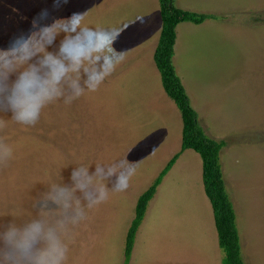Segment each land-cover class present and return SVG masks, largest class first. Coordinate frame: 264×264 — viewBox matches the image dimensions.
<instances>
[{"label":"rangeland","instance_id":"374dc122","mask_svg":"<svg viewBox=\"0 0 264 264\" xmlns=\"http://www.w3.org/2000/svg\"><path fill=\"white\" fill-rule=\"evenodd\" d=\"M177 1L188 11L216 16L177 26L172 63L202 129L225 143L220 162L244 264H264V0H174L176 6ZM62 7L95 24L116 25L110 49L121 59L96 91L48 105L35 125H16L0 112L7 122L0 127V144L12 150L0 159V226L35 215L49 181H66L76 165L123 162L137 169L128 187L110 191L65 226V264H123L137 199L181 145L180 112L153 61L159 3L68 0ZM54 10L53 0H0V46L11 47L21 33H31L38 14ZM223 259L203 190L202 161L188 149L149 202L128 264Z\"/></svg>","mask_w":264,"mask_h":264},{"label":"clouds","instance_id":"9594fccd","mask_svg":"<svg viewBox=\"0 0 264 264\" xmlns=\"http://www.w3.org/2000/svg\"><path fill=\"white\" fill-rule=\"evenodd\" d=\"M67 2L53 0L55 10L38 14L31 33H21L11 47L0 46V112L16 125H35L48 105L96 91L121 59L110 49L117 26L65 13ZM6 124L0 120V127ZM11 154L0 144V159ZM136 171L123 162L81 163L66 181L50 180L35 215L0 226V264H65L66 224L83 218L85 209L107 199L110 191L125 190Z\"/></svg>","mask_w":264,"mask_h":264},{"label":"trees","instance_id":"16d2710c","mask_svg":"<svg viewBox=\"0 0 264 264\" xmlns=\"http://www.w3.org/2000/svg\"><path fill=\"white\" fill-rule=\"evenodd\" d=\"M158 3L161 31L153 61L160 74L164 92L180 112L181 145L179 152L170 159L155 181L137 199L134 218L125 237L123 264L129 263L137 231L144 219L149 202L156 194L157 187L178 157L188 149L196 152L202 161V185L212 209L218 246L224 253L222 264H244L235 209L226 188L220 162V153L225 143L211 139L202 129L198 115L192 108L172 63L177 26L183 22L199 25L206 20L216 19V16L180 9L175 5L174 0H158Z\"/></svg>","mask_w":264,"mask_h":264},{"label":"crops","instance_id":"0c3cea01","mask_svg":"<svg viewBox=\"0 0 264 264\" xmlns=\"http://www.w3.org/2000/svg\"><path fill=\"white\" fill-rule=\"evenodd\" d=\"M178 2V1H177ZM180 5L179 6H177V7H179V8H181V9H184V10H187L188 11V9H189V7H187V6H185L184 4L185 3H180V2H178ZM191 12H193V11H191ZM180 24H182V23H180ZM179 24V25H180ZM177 35V34H176ZM175 45H176V42H175ZM175 45H174V47H175ZM174 55H175V52H174Z\"/></svg>","mask_w":264,"mask_h":264},{"label":"snow or ice","instance_id":"6c2138e0","mask_svg":"<svg viewBox=\"0 0 264 264\" xmlns=\"http://www.w3.org/2000/svg\"><path fill=\"white\" fill-rule=\"evenodd\" d=\"M131 31V30H130Z\"/></svg>","mask_w":264,"mask_h":264}]
</instances>
